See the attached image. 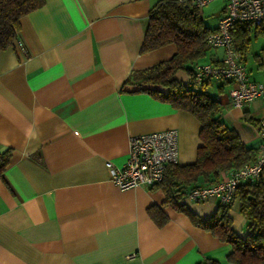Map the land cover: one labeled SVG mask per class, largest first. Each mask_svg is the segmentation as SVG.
Segmentation results:
<instances>
[{"label":"crops","instance_id":"crops-1","mask_svg":"<svg viewBox=\"0 0 264 264\" xmlns=\"http://www.w3.org/2000/svg\"><path fill=\"white\" fill-rule=\"evenodd\" d=\"M155 1L43 0L19 20L25 52L14 45L0 51V151L11 152L0 177V264H232L230 244L184 210L208 218L219 207L215 197L182 196L177 208L164 203L160 184L121 189L111 180L107 161L124 163L132 135L174 128L177 164L194 162L201 143L194 116L125 84L175 51L173 43L140 50ZM221 54L211 50L202 63ZM174 76L188 80L183 70ZM220 84L223 121L256 148L264 101L234 107L229 82L213 79L210 90ZM149 206L163 211L162 225ZM227 214L245 236L237 200Z\"/></svg>","mask_w":264,"mask_h":264},{"label":"trees","instance_id":"trees-1","mask_svg":"<svg viewBox=\"0 0 264 264\" xmlns=\"http://www.w3.org/2000/svg\"><path fill=\"white\" fill-rule=\"evenodd\" d=\"M42 1L0 0V51L16 39L20 18L36 9ZM214 27L204 23L201 10L188 0H156L148 11L140 50L149 51L173 43L175 51L167 60L137 71L125 80V84L134 85L138 90L147 91L171 106L190 113L201 125L198 134L201 143L197 147L195 161L168 164L159 183L165 192L164 203L177 208H182L177 200L186 196L189 189L217 181L220 172L244 165L255 154V148L247 146L222 119L223 105L218 96L222 84L212 92V78H203L200 83L195 80L196 66L207 60L210 47L206 37ZM230 33L234 48L244 55L251 36L264 35V23L239 21L231 26ZM255 59L260 66H264V48L255 54ZM178 70L186 73L188 80L185 84L174 76ZM153 86L165 88L166 91ZM10 154V149L0 151V177ZM235 200L239 203V212L248 221L249 230L245 236L233 230L227 214L228 206L219 204L218 209L205 219L186 208L184 210L194 223L220 241L230 244L231 251L226 255L228 262L264 264V169L256 179L237 185ZM147 212L157 225H162L166 220L158 206H149ZM196 264L220 263L216 259L206 258Z\"/></svg>","mask_w":264,"mask_h":264},{"label":"built area","instance_id":"built-area-1","mask_svg":"<svg viewBox=\"0 0 264 264\" xmlns=\"http://www.w3.org/2000/svg\"><path fill=\"white\" fill-rule=\"evenodd\" d=\"M182 1V0H179ZM200 10L212 0H188ZM264 23V0H224L223 11L216 25L206 37L210 48L222 49L221 57L214 62L196 66L195 80L203 78L227 81L229 103L234 107L261 99L264 101V81L250 79L244 64V56L234 48L231 26L236 22ZM11 45L25 52L23 43L15 39ZM259 144L253 158L244 165L220 172L219 179L210 184L189 189L186 197L200 201L215 197L221 206H230L235 199L240 182L256 179L264 169V116L259 119ZM177 131L174 128L132 135L129 138L127 156L120 166L107 161L111 168V180L121 189L152 187L159 184L168 164L177 163Z\"/></svg>","mask_w":264,"mask_h":264},{"label":"rangeland","instance_id":"rangeland-1","mask_svg":"<svg viewBox=\"0 0 264 264\" xmlns=\"http://www.w3.org/2000/svg\"><path fill=\"white\" fill-rule=\"evenodd\" d=\"M224 6V0H212L208 4L202 7L201 11L204 15V20L207 24H214L217 22L216 14L219 13V10ZM264 48V35L256 34V36L252 35L251 39L248 44V48L245 52L246 60L244 61L245 66L250 74L251 77L255 78L256 80H264L262 76H264V71L258 70L253 60V55L261 51ZM214 50V48H210L207 53L208 54ZM222 53V49H217ZM222 55V54H221ZM252 72V73H251ZM253 74V75H251Z\"/></svg>","mask_w":264,"mask_h":264}]
</instances>
